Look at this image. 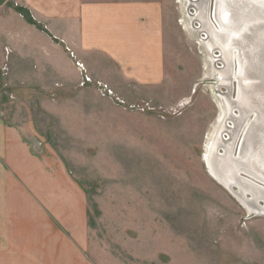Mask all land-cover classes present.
Masks as SVG:
<instances>
[{
  "label": "rangeland",
  "instance_id": "rangeland-1",
  "mask_svg": "<svg viewBox=\"0 0 264 264\" xmlns=\"http://www.w3.org/2000/svg\"><path fill=\"white\" fill-rule=\"evenodd\" d=\"M154 1L165 17L162 82L92 75L80 85L72 66L67 78L78 82H65L51 71L36 76L35 62L24 71L20 52L11 51L9 59L0 54V118L22 127L38 153L60 159V202L84 204L86 251L95 264H264V213L247 210L210 175L204 159L220 112L217 93L223 94L237 102L238 128L245 127L226 164L236 189L264 211V60L251 55L264 53V20L230 34L231 14L238 26L247 20L239 9L243 0H220L219 19L210 0L192 31L179 0ZM0 9L15 13L1 14L0 48L9 46L11 27L24 35L32 30L24 21L40 30L22 0H7ZM30 34L32 42L42 41ZM16 42L21 45L20 36ZM220 77L231 89L220 86Z\"/></svg>",
  "mask_w": 264,
  "mask_h": 264
},
{
  "label": "crops",
  "instance_id": "crops-1",
  "mask_svg": "<svg viewBox=\"0 0 264 264\" xmlns=\"http://www.w3.org/2000/svg\"><path fill=\"white\" fill-rule=\"evenodd\" d=\"M22 2L40 30L22 20L32 30L24 35L11 27L9 46L0 48V54L9 59L11 51L20 52L21 64L27 66L24 71L35 62L36 76L51 71L49 76L78 82L67 76L70 66L79 73L80 61L89 75L109 82L156 84L165 79V17L159 2ZM1 10L0 39L1 14H15ZM29 34L42 41L32 42ZM19 36L21 45L16 42ZM29 138L22 127L0 118V264H95L86 251L84 204L60 202V159L38 153Z\"/></svg>",
  "mask_w": 264,
  "mask_h": 264
},
{
  "label": "bare ground",
  "instance_id": "bare-ground-1",
  "mask_svg": "<svg viewBox=\"0 0 264 264\" xmlns=\"http://www.w3.org/2000/svg\"><path fill=\"white\" fill-rule=\"evenodd\" d=\"M179 1L184 6L183 9H184L185 27L187 30L190 29L193 31L194 30V28H193L194 20L197 19L198 17L201 19L202 17H204L203 16L204 14H207L206 11H207V8L209 7L210 0H179ZM248 4L250 6L252 5L250 2ZM248 4L246 5V7L243 5L245 12L247 13L244 17H247V20H245L239 26L237 24L238 20H237L236 14H231V12L226 14L227 17L230 16V14H231V16H230L231 20L229 21V24H231V25L226 27L228 29V31H230V34L231 33L233 34L234 31L237 29L240 30V29L244 28L247 25V23L249 25L250 22L254 23V22H259V21L264 20V14L262 13L263 11L260 10L261 12H258L257 9H256V11H254L251 7L248 6ZM194 8L197 10V12H196L197 16L195 14L191 13V9H194ZM219 9H220V0H216V6L214 9V14L216 15V17H218V19L220 16ZM258 9H260V8L258 7ZM261 9H263V8H261ZM240 11H242V9ZM257 14L258 15L262 14L260 16H257L260 20H258V18L256 19ZM234 22L236 23L235 25H234ZM236 25H237V28L234 27ZM189 33H190V31H189ZM261 38L264 39V30L261 33ZM219 45H220V43H219ZM216 46L217 45H215V44L210 45V47H212V48H214ZM251 55H252V57L254 56L252 61H254L255 59L257 60V59H261V58L264 60L263 51H262V53H258V51L255 49L252 51ZM263 68H264V66H263ZM247 73H249V72H247ZM215 74H217V73L215 72ZM219 79L221 80V82H220L221 87L231 89L232 83L224 80L225 78L220 77ZM261 86L262 87L260 88V91L264 93V84H262ZM253 87L254 86H252L251 89H253ZM217 96H218V100H217L218 103L217 104L219 106L220 112H219V116L217 118V121L214 123V125L212 126V128L209 132L208 141H207V145H206L207 150H206V153L204 155V159L206 161L208 171H209L210 175L218 183L222 184L234 196H236L240 200V202L247 208V210H249L251 212L255 211L256 213L263 214L264 213L263 210L256 209V207L254 205L250 204L251 200H250L249 195L246 196L243 193L244 191H240L239 189H236V187H235L236 182H235V179L233 176L234 172H233V170L228 169V166L226 164V161L228 160V158L232 157V152L234 151V144H236L235 143L236 138H238L237 136H239V134L241 136L243 135L245 127L243 129L238 128V121H239L238 118L239 117L237 116V114H234V104H233L236 101L235 100L232 101L230 99H225V95H223V94L217 93ZM231 119H233L234 124L233 125H227V122H229ZM226 132L228 133L227 134L228 137L224 136V135H226ZM259 143H260V140H259ZM259 146L262 147V144L260 143ZM221 148H224L223 149L224 154L219 153V150ZM222 162L224 164H226L227 167L226 166H223V167L220 166V164ZM243 170H245V169H243ZM249 173H250V176H252V175L256 176V174L253 172H249ZM250 179H251V180H249L250 182H254L253 178H250Z\"/></svg>",
  "mask_w": 264,
  "mask_h": 264
},
{
  "label": "water",
  "instance_id": "water-1",
  "mask_svg": "<svg viewBox=\"0 0 264 264\" xmlns=\"http://www.w3.org/2000/svg\"><path fill=\"white\" fill-rule=\"evenodd\" d=\"M7 0H0V5H3L5 2H6ZM251 3L252 5L250 6L248 3ZM248 4V6L249 7H251L254 11H256V9H257V11L258 12H261L260 10H262L263 12V14H264V0H243V2H241V5L239 6V9L241 10V9H243V11L245 12V9H244V7H243V5L246 7V5ZM260 5V9H258V7H256V6H259ZM262 6V7H261ZM243 7V8H242ZM261 8H263V9H261ZM227 10V9H226ZM230 13V12H229ZM260 15H262V14H260ZM260 15H256V19L258 18L257 16H260ZM231 20V17H228V19H227V23H228V25H231V24H229V21ZM263 25H264V22L262 23ZM235 25V24H234ZM237 26V25H236ZM231 27V26H230ZM235 27V26H234ZM262 30H264V29H262ZM262 87V86H261ZM260 87V88H261ZM243 100H245L244 99V97H243ZM235 148H236V144H234V150H235ZM243 148H244V143L242 144V147H241V151L243 150ZM223 163V162H222ZM228 169H231V170H233L232 169V166L229 168L228 167ZM240 170V169H239ZM241 170H243V168H241ZM256 177H258V176H256Z\"/></svg>",
  "mask_w": 264,
  "mask_h": 264
},
{
  "label": "built area",
  "instance_id": "built-area-1",
  "mask_svg": "<svg viewBox=\"0 0 264 264\" xmlns=\"http://www.w3.org/2000/svg\"><path fill=\"white\" fill-rule=\"evenodd\" d=\"M72 54L74 55V53L72 52ZM76 66L77 69L79 71L80 76L82 77V81L80 85H86V83L93 81L92 80V76L88 74L87 69H86V65L83 62H76ZM100 85V83H99ZM103 88L105 91L109 92V93H113L111 88H109V86L107 84H103Z\"/></svg>",
  "mask_w": 264,
  "mask_h": 264
}]
</instances>
